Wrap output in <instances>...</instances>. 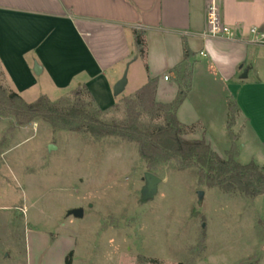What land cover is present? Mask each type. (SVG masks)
Here are the masks:
<instances>
[{"label": "rangeland", "instance_id": "374dc122", "mask_svg": "<svg viewBox=\"0 0 264 264\" xmlns=\"http://www.w3.org/2000/svg\"><path fill=\"white\" fill-rule=\"evenodd\" d=\"M146 68L141 57L131 64L124 95H119L112 109L102 112L104 121L126 119V100L136 98V92L147 82ZM37 79L39 83L23 93L27 102L43 95L54 102H77L76 89L61 92L45 75ZM196 81L205 88L204 95L216 99L212 105H216L217 113L211 116L218 114L214 118V147L202 139L222 158L236 147L237 161L247 164L243 156L238 158L242 141L239 130L232 126L234 102L228 101L226 136L219 137L225 113L219 85L207 76ZM0 85L13 92L1 68ZM81 98L88 109L96 108L85 92ZM202 101L195 97L193 103L205 113ZM149 103L145 97L140 105L142 123L162 124L161 117L152 118ZM192 127V133L202 131L200 124ZM190 133L186 131L183 138L193 141ZM50 144L55 146L53 150ZM147 171L135 143L57 130L42 118L20 123L14 115L0 113V231L13 233V239L21 243L25 234L22 222L20 218L14 224L10 221L25 201L30 206L32 229H72L92 245L109 249L111 264H264V194L249 197L229 188L210 187L200 183L195 167L179 170L163 164L153 172L162 179L158 190L146 201L142 189ZM199 191L204 192L202 202ZM75 208H82L83 216L71 214L73 224L61 227L60 217L69 216ZM8 237L7 242L13 236ZM84 238H79L78 248L86 246Z\"/></svg>", "mask_w": 264, "mask_h": 264}, {"label": "crops", "instance_id": "0c3cea01", "mask_svg": "<svg viewBox=\"0 0 264 264\" xmlns=\"http://www.w3.org/2000/svg\"><path fill=\"white\" fill-rule=\"evenodd\" d=\"M220 1L223 22L236 31L234 38L205 35L207 0H0V68L22 97L39 83L38 76L45 75L61 92L86 85L95 105L110 110L119 99L114 86L127 64L130 68L141 57L134 31L142 29L146 31V55L141 58L147 82L158 78L157 101L171 102L179 91L171 71L183 62L186 42L195 53L192 87L178 119L187 127L200 124L201 132L188 131L192 140L204 138L214 147L218 114H211L217 113L212 105L216 99L204 95L205 88L196 81L197 77L213 78L225 110L219 137L227 133L230 99L236 107L232 126L242 141L238 158L264 168V45L249 39L251 27L264 28V0ZM35 64L42 67L39 75ZM194 96L203 100L200 103L207 112L196 107ZM29 207L23 201L10 221L14 224L20 218L23 224L20 244L13 233L0 231V264H66L70 254L71 264H111L109 249L92 245L72 229H32ZM70 215L60 217L61 227L73 224ZM9 235L13 237L7 242ZM79 238H84L85 247L78 248Z\"/></svg>", "mask_w": 264, "mask_h": 264}, {"label": "trees", "instance_id": "16d2710c", "mask_svg": "<svg viewBox=\"0 0 264 264\" xmlns=\"http://www.w3.org/2000/svg\"><path fill=\"white\" fill-rule=\"evenodd\" d=\"M134 35L137 52L144 57L146 31L136 29ZM194 55L185 42L183 62L171 71V77L179 84V91L171 102L155 100L158 78L150 77L137 91L136 98L126 100L127 115L124 121H104L101 118L104 111L97 105L94 110L88 109V105L82 102V93L85 92L95 103L86 85L75 90L76 103H68L64 99L54 102L45 95L34 102H27L19 93H8L0 85V113L12 114L20 123L42 118L57 130L80 131L95 139L117 137L135 143L151 172L163 164H172L179 170L195 167L201 184L229 188L249 197L264 194V168L254 161L247 164L238 162L236 147L227 153L226 158H222L204 139L187 141L183 138V134L193 127L181 123L177 112L192 87L190 67ZM145 97L150 100L152 118L161 117L162 124L146 126L142 123L140 105ZM234 108L233 117L236 116ZM71 261L72 254L67 257L66 264H71Z\"/></svg>", "mask_w": 264, "mask_h": 264}, {"label": "built area", "instance_id": "2783aa9c", "mask_svg": "<svg viewBox=\"0 0 264 264\" xmlns=\"http://www.w3.org/2000/svg\"><path fill=\"white\" fill-rule=\"evenodd\" d=\"M206 15V36L229 39L236 36V31L223 22L220 0H207ZM249 39L254 44L264 45V28L258 26L251 27L249 29ZM201 53L204 54L203 52ZM166 79H168V76H166Z\"/></svg>", "mask_w": 264, "mask_h": 264}, {"label": "water", "instance_id": "95a60500", "mask_svg": "<svg viewBox=\"0 0 264 264\" xmlns=\"http://www.w3.org/2000/svg\"><path fill=\"white\" fill-rule=\"evenodd\" d=\"M129 65L127 64V67L124 71V74L122 78L116 83V85L113 88V93L115 96L123 95L127 83H128V69ZM34 72L35 74L39 75L42 72V67L39 64H35L34 66ZM247 75V71L245 76ZM55 146L53 144H50L49 149L53 150ZM144 180H145V185L142 189V199L143 200H149L150 198L153 197V195L157 192L158 186L161 183L162 179L155 173L147 171L144 174ZM199 200L202 202L204 192L199 191ZM70 214H73L76 217H82L83 216V209L82 208H75L73 209Z\"/></svg>", "mask_w": 264, "mask_h": 264}]
</instances>
